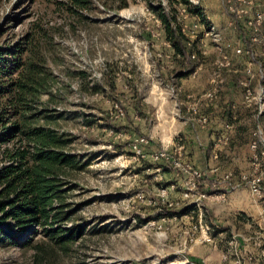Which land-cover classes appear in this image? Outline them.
<instances>
[{"label": "rangeland", "instance_id": "374dc122", "mask_svg": "<svg viewBox=\"0 0 264 264\" xmlns=\"http://www.w3.org/2000/svg\"><path fill=\"white\" fill-rule=\"evenodd\" d=\"M61 1L0 0V49L32 23L53 27L48 57L54 80L39 106L42 123L66 135L65 150L83 164L64 186L73 236L66 245H1L0 264H208L215 231H225L220 237L227 241L246 234L213 216L209 203L218 201L213 184L230 168H253V150L243 170L246 155L229 149L221 98L230 82H248L251 89L252 82H264L258 21L264 0H191L196 15L177 5L188 47L195 44L188 58L175 55L159 17L160 9L173 12L174 0H128L119 11L94 1L81 19L69 17ZM192 61L197 66L190 73ZM208 89L213 97L201 100L208 102L202 113L211 119L202 123L199 99ZM247 109L239 107L238 114L249 115ZM253 136L252 144L259 139ZM141 138L146 142L138 155ZM161 150L176 156L179 170L152 158ZM202 213L207 218L200 227ZM206 234L213 242L204 241Z\"/></svg>", "mask_w": 264, "mask_h": 264}, {"label": "trees", "instance_id": "16d2710c", "mask_svg": "<svg viewBox=\"0 0 264 264\" xmlns=\"http://www.w3.org/2000/svg\"><path fill=\"white\" fill-rule=\"evenodd\" d=\"M94 1L114 11L128 6V0H62L59 4L69 17L81 19ZM173 4L172 13L160 9L159 17L175 55L188 58L195 44L188 47L176 8L182 4L189 14L198 12L191 0ZM52 32L53 27L37 21L17 42L0 49V246L40 248L49 241L66 245L73 236L66 226L70 219L65 214L64 186L69 172L82 169L83 164L65 150L67 136L42 123L39 106L54 80L48 57L55 44ZM196 66L192 61L190 73ZM40 236L47 241L38 242Z\"/></svg>", "mask_w": 264, "mask_h": 264}, {"label": "crops", "instance_id": "0c3cea01", "mask_svg": "<svg viewBox=\"0 0 264 264\" xmlns=\"http://www.w3.org/2000/svg\"><path fill=\"white\" fill-rule=\"evenodd\" d=\"M234 70V69H233ZM244 68L242 69V71ZM242 71H238V69H235V73L239 72L242 73ZM245 83L248 82H230L228 83L226 89L224 88V97L223 102H221V105L225 106L228 109V115L225 120L221 119V123L226 124V135L231 142L229 149H232V152L234 154L238 155H246L241 160L243 161L242 169L245 170L249 168V162L252 158V142L254 141L253 133L255 134L257 129L255 127L261 126L264 129V112L260 114L259 106L261 105L259 100L256 98L254 101L247 102L245 99L246 95V89ZM253 86L255 88H252L255 95L258 96L260 86L263 85L262 82H252ZM250 85V84H249ZM211 89H208L204 94L200 95V102L199 106L201 105V116H207L208 119H211V116H209L207 113H202L204 104L208 102H202L201 100L205 99L209 94L211 93ZM214 90L212 89V92ZM190 96V93H188ZM194 94V93H193ZM196 100V99H195ZM202 102V103H201ZM253 103H256V109H247L246 106H251ZM264 106V100L262 101ZM246 105V106H245ZM241 106L247 109V112L250 114L243 115L240 114L242 111L238 114V109ZM225 108V109H226ZM221 109V108H220ZM258 122L257 126L256 123ZM263 125H262V124ZM228 125L231 127L229 128ZM256 135V134H255ZM228 143V142H227ZM226 143V144H227ZM226 147V146H225ZM216 154L215 156H217ZM251 156V157H250ZM218 157V156H217ZM250 158V159H249ZM206 164V162H205ZM233 172H236L238 170L230 168ZM251 167L246 170L239 172L235 174V178H238V176L244 172L250 171ZM213 171H217L218 169H212ZM211 207V211H213V216H217L220 218V220L224 219H230L234 225L233 227L241 226V228H244L246 231V236L251 237L255 236L258 231V227H261L264 229V200L261 198L255 197L250 189L248 187L242 186L238 189L233 190L230 192L227 202L221 203V201H211L209 203ZM217 222L220 223L218 220ZM216 224V223H215ZM226 233L223 232H217L214 233V238L217 240L215 244H211L213 249V255L210 256V261H205L208 264H237L236 259L233 256H230V259L228 261H224L223 257L226 253H228L229 247H228V241L225 237L224 239L220 237ZM241 251L243 252V256L245 257L242 264H264V257L262 256V248L259 244H256L254 241H242L240 244ZM249 256H252L253 259L249 260Z\"/></svg>", "mask_w": 264, "mask_h": 264}, {"label": "built area", "instance_id": "2783aa9c", "mask_svg": "<svg viewBox=\"0 0 264 264\" xmlns=\"http://www.w3.org/2000/svg\"><path fill=\"white\" fill-rule=\"evenodd\" d=\"M258 21L260 22V25H262L264 27V15L259 16ZM264 49V47H263ZM238 53H242L241 49H238ZM249 53V52H248ZM262 67V65H260ZM260 67L259 71L262 74L261 77L264 79V71L263 69ZM248 72H251V69L248 70ZM263 84V83H262ZM245 85L247 86V83H245ZM218 91L217 89L214 91L216 92ZM210 97H213V94L210 93L209 94ZM258 99L260 102V106H259V112L260 114H262L264 112V106L262 101L264 100V84L260 86L259 89V94L258 96H255L254 92L252 91V89L250 87H247L246 89V95H245V99L247 102H251L252 100ZM195 108V107H194ZM208 117L207 116H200L199 117V121L202 123H206L208 121ZM228 127L230 128L231 126L228 125ZM256 136L259 138L258 141L256 143H253L251 145L252 150L254 151L255 155L253 156V168L251 172H244L242 174H240L238 176V178H235V173L232 171L226 173L223 177L222 181H215V183L213 184L214 187H216V200L221 201V202H227L228 197L230 192H232L235 189H238L242 186L248 187L251 191V193L257 197V198H261L262 200H264V129L261 126L257 127V131H256ZM146 140L145 138H141L140 141L137 143V145H135V151L138 155H142V150H141V145L143 143H145ZM152 158L155 161H166L165 163L172 168H175L176 170H179V164L180 161L176 158V156H174L171 153H168L165 150H161L158 151L157 153H155L154 155H152ZM165 164V165H166ZM196 177L198 178H202V173L196 171L195 172ZM199 198H201L200 200L202 201V198H206L207 197V193H203L200 194L198 196ZM204 201V200H203ZM198 202V201H197ZM196 202V207L198 208V203ZM171 206H173V204H170ZM200 211V208H198ZM193 212H195L193 210ZM201 213V211H200ZM201 216V220H200V227L202 226V221H203V216L207 218L206 215H204V213H202ZM198 226H195V228H197ZM203 227V226H202ZM207 228H209L207 226ZM234 238H232L231 240L228 241V253H226L223 257L224 261H228L230 259V256L235 257L236 259V263L237 264H242L243 260H244V256H243V252L241 251L240 248V244L242 241H254L256 244H259L260 247L262 248V256L264 257V229L261 227H258V231L257 234L255 236H251L248 237L246 235H244L243 233H238L236 235L233 236ZM204 238V241L207 242H213L212 238L209 237L208 234H206V236L202 237ZM192 241L196 240V238H192ZM249 260L253 259L252 256L248 257Z\"/></svg>", "mask_w": 264, "mask_h": 264}]
</instances>
